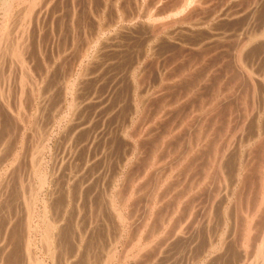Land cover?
<instances>
[{"label":"rangeland","instance_id":"374dc122","mask_svg":"<svg viewBox=\"0 0 264 264\" xmlns=\"http://www.w3.org/2000/svg\"><path fill=\"white\" fill-rule=\"evenodd\" d=\"M35 1L37 2L38 0H27V1L24 0L22 2L23 5H21L20 3L18 5L19 8L16 7L14 11V16H13L14 23L12 22L13 23L12 30L14 32L12 31L11 39L13 40V42L12 40H9L12 42V43H9V46H10L8 50L9 53L7 52L6 48L3 51L4 53L7 52L8 56L2 59V61L4 62V66L2 65V68L5 67L4 69L6 71L8 70V72H6V76H11V75L12 76L9 78L10 80L5 79L6 80L5 82H2L1 80V88H4V90L0 91V106H3V101L4 102L6 101L7 103L9 101L10 102L13 101L12 102V107L14 106L13 108H10L11 107L10 102L8 103L10 112L11 110L13 112V114L11 112V117L17 114V110L19 107L18 106L19 101L16 102V100H19V98L17 99L16 97H18L17 95H19V91H20L19 90L20 85H19V80H18L19 75H20V73L18 72V70L20 71V68H18L20 66L18 65L20 64L16 62L15 58L14 60H12V55L10 54L12 52L10 48H13L14 45H16L15 41L18 37L20 38L23 37L25 39V42L29 39V42L27 41L26 42L27 45H25V47H27L26 50L28 49V52L30 50V54H32V56H30V54L28 55L30 57L27 56L28 62L30 61L28 65L31 66L33 65V62H34L33 66L35 67V69L37 68L36 72L45 70V76L43 80L44 82L41 81V77L40 79L38 78L40 75H37L36 72L34 74V77L38 80L36 84H39V82L42 83V87L40 85V88L43 89V96H44V98L41 99L43 102L42 106L40 105V107L43 108L44 110L42 111V109L40 108V111L43 113L42 120H41V116H39L40 118L38 117L39 115L38 113L39 110L37 111L38 106H39L38 101H37L38 99H35L34 100L35 102H33V98L27 95L28 96L27 100L29 102V105L31 106L27 105L28 107L26 108V110L21 111L20 112L21 115L19 114L18 116H16L17 117L15 118L16 124L12 126L13 128L10 127L11 129L8 128L7 130V131L10 130L9 135H8L10 136V138L8 137L9 139L7 140V137H5L7 141L1 138L2 135H1V127H0V149H1L0 150V154H1L0 155V170H2V173H4L6 171V168H8L11 165L10 164L11 161L16 162L18 160L17 162L20 163V164H17L16 162L14 167L12 166L10 167L11 169L10 173L12 172L11 177L9 176V172L7 173V176L5 172V174L1 176L2 178H0V180H2L0 192L5 191L4 188L6 184L11 185V188L14 191V199H12L10 207L12 208L14 207V210H13L14 214L12 213L11 218H14L16 215L18 216V217H15V222L17 221L15 225L18 224V226L21 228L24 224L23 222L25 221V219L23 220V215H24L26 206L24 205V201L22 198L25 196V194L24 196H22L24 193L23 191H26V194H27V191L29 192L30 190L29 183L30 182L32 183V179L37 177L36 176L34 178H30L32 177V175L30 174V171H31L30 165H31V162L33 161V157H32L33 151L36 150L35 148L39 142H40V145L46 142L45 140L46 135L44 136L43 133L50 130L52 133L50 132L49 134H52V138L54 137L52 139V141L54 142L52 145H54V147H53V156L50 154L51 155L50 157L52 158H50L49 161H51L50 164L52 163L51 166L54 168V172H55V175L52 174V172L51 174L55 178L54 181L56 182L55 183L56 184V194H57V200H58V202L55 204V210L56 209L58 210V208L60 210V213H58L56 217L58 221L61 222V226L63 227V233H65L66 235L69 233L67 237L63 235V240H65L66 246L68 247L67 249L70 250V252L68 251L69 252L68 259L70 260L71 264H84V263L85 264L87 263L88 264H96V263L104 264L110 252V249H113L112 247L115 244V242H117V240H118V245H117L118 255L122 253L121 256L119 255L118 257L121 260L122 258L120 257L123 256V258H125L123 259L121 264H143L144 262H145L144 264H159V263L160 264H163V263L164 264H201V261H203V264H204L205 260H206L205 264H216L217 263L216 260L220 262L217 264H225V263L227 264L228 262L229 264H243L244 262H245L244 264H249L247 261H250L252 263L253 253L256 248V246L253 245V242L255 244L256 239L254 240L251 239L253 242L251 241L249 242V240L252 236L254 238H256L255 236L257 235L259 236L262 231L261 229H259L261 227L257 228L259 231H261L260 234H259V231L255 232L257 230H254V233H252L253 235L251 234L252 236L250 235V238L247 236V234L245 235V237L240 235L242 234V231H241L242 227H243L242 230L245 229V231H247L246 230L247 222L246 221L243 222L242 224L243 226H241V222H240L241 220L237 219V218H241V216H239L241 215V213L239 214V212L236 209L237 205H239V203L237 202L239 200H238V197L236 198V196L238 195L239 192H241L244 182L243 180H241L242 178H240V180L237 179L236 181L235 176H237L236 174L240 171V169H241L242 174H244L243 165L245 164L247 160H250V161L251 159L256 160V163H253L255 165V166L253 165L254 170H256V168L254 167H258L256 166V164L259 165L262 161L261 157H263V153H264L262 149V146L264 143V138H263L264 137L263 136L264 135V121H263L264 120V107H263L264 106V102H263L264 101V98H263L264 89L262 90L261 93L259 90H256V92L252 94L251 93L252 89H249L248 85L246 84L247 80L245 82V80L236 76L237 78H239V82L234 81V79L236 78L234 77L235 76L234 74H239V73L237 72L238 70L236 68V64L233 63L234 58H232L233 56L231 55L232 54L234 55L237 52L236 48H237L238 43L235 44L234 42L235 46L233 43H232L233 45L230 44L231 47L229 44H228L229 46L224 45V47L220 49L219 47L222 46V43L217 42L214 44L212 43L213 41H211L213 39H211L210 37L214 35V33H216L217 31L220 32L218 28L219 26H220V29H221V26H223V30L221 29L223 32L225 29L224 24L226 26V30L230 28L231 23L228 21V19L232 20L234 19L233 16L236 17L234 15L236 13L235 9L237 10V12L241 13L239 15H242V14L248 15L247 8H249L252 5V2L254 3V0L253 1L252 0L251 1L250 0H231V1L230 0H227V1L226 0H219V1L214 0V2H212L211 4L207 3L208 6L206 7V9H204L205 13H203L204 12L203 10L201 11L200 9H198L200 11L194 10L192 11L193 14L192 12H190L192 15L188 13V15H186L185 17L184 15L176 16L174 14L170 15L168 13H164V12H168L172 8L174 10L177 7V4L180 2V0H77V1L75 0L76 2H73L74 0L73 1L72 0H49V1L42 0L43 3L41 7L45 8L46 6V8L43 9L39 5L37 8L38 10L36 9L34 11L35 12L34 15H37V11L39 13L40 9H43L42 13L45 15L44 16L42 13L40 14V16L42 17L40 18L38 24L34 21V18H33L34 15L33 17H31L33 21L29 20L30 21L29 22L27 21L29 17L26 18L25 13H24L27 10V7L29 6L28 3L30 2L32 3ZM44 1H48L46 3L47 5H45ZM259 1L258 2L256 1V2L260 3V7H261V4L264 0H259ZM250 2H251V5H248L250 4ZM37 3H41V0H39V2ZM238 5L241 8L238 7ZM262 8L264 9V7ZM223 9L225 12L223 11ZM254 9H255V6H254ZM221 10H222V13H221ZM245 10H247V12ZM20 11L21 13H19ZM194 12H197V13H194ZM122 13L125 14V16ZM219 13L220 15L221 14L222 15L218 17ZM231 13H234V14L232 15ZM167 14L169 16H167ZM190 15L191 17L194 15L195 19L187 18L188 16L190 17ZM228 15L229 17H231V19L228 18ZM262 15L260 17L262 18V22H264L263 21L264 20L263 18L264 10H263ZM155 16L157 18L164 16L162 18H164L165 21H169V22L171 21L170 27H168L167 30L161 31L159 34H157V30L159 29L158 27L159 22H154L152 17L156 19ZM181 17H182V20H180ZM242 17L244 18L245 15ZM46 18H48V20ZM221 18L223 22L222 20H220ZM170 19H174V20L176 19L175 20L176 22ZM197 19L199 20L196 23ZM178 20H180V23L177 22ZM192 20L195 22V24ZM24 21L26 22L23 23ZM183 21H187V22L184 23ZM188 21L189 22L191 21L190 22L191 25H189ZM201 22L202 23L206 22V23L202 24ZM219 22H220V25H218ZM246 22L247 24H245L244 28L240 30H243V31L245 30V28L248 26V20H246ZM30 24H31V27L33 28L32 29L29 27L26 28ZM252 27H253V24H251V26L249 25L247 27V30L248 29L250 30ZM210 28L212 30H210ZM214 29H218V30H214ZM24 30H27V31H24ZM29 30H31L32 33ZM205 30L206 32L204 33ZM245 32L246 31H244V33ZM241 36L243 37L245 35L241 34ZM87 37L88 39H86ZM207 39H211V40L210 41L208 40L209 41L208 42ZM198 40L202 41L203 49L206 47V50L204 51L205 53H203V55L205 54L204 55L205 57L203 55L202 56L200 55L201 52L203 51H201V48L199 51V48L197 47L199 46ZM46 48H49V50ZM84 50H86L87 52ZM218 50L220 51L218 52ZM199 56L201 58H199ZM31 57H33L32 59L35 58V60L31 61ZM229 57H231L232 59ZM38 59L40 61L41 67L37 65L39 64L38 63L39 61H37ZM9 60H11L12 63ZM262 60L263 61H261V63L264 62V59ZM7 61L10 63H8ZM36 61H37V64H35ZM254 61L256 60H253L251 62V59H250L249 63H251V66L253 68L259 69V63H257L258 61L256 62ZM253 62H254V65H252ZM9 67L10 68L12 67L13 69L11 68L12 69L11 70ZM41 68H43V70ZM203 71L205 72V76H204ZM78 72H79V76L77 75ZM83 72L84 73L88 72L90 74L87 76L88 79H85V82L81 83L82 85V86L80 85L81 88H78L79 90L77 94H75L74 96L76 97L78 95L77 97L79 96L80 97L79 99L76 98V104L74 105L75 107L70 109V107L68 108V105H70L69 102L72 100L74 96H72L71 94L70 96L67 93V90L68 88L69 89L72 88V85L76 83L75 82L76 78L83 79L84 77ZM228 75L231 77H228ZM237 78L235 80H237ZM230 79L231 80L233 79V80L230 81ZM50 80H51V83L53 80L52 84L50 83ZM207 80H210V81H207ZM219 80L220 81L222 80L220 84H219L220 82ZM228 81H230L231 83ZM227 82L229 84H227ZM241 82L245 83L244 85H245L246 90L245 89L242 90L243 88L242 86L244 85L241 84ZM231 84L234 88L231 87ZM28 85H30V83ZM226 86H230L231 90H230V87L228 90ZM28 87L29 88L27 89L30 90V86ZM232 88L234 90H232ZM7 89L10 92V94L15 92L13 93L14 95L12 94L11 98L8 96L9 93L7 94V96L5 94ZM219 89H221L222 91H220ZM75 90H77V88ZM216 90L217 92H215ZM3 91H5V93ZM47 91H49V93L51 92L50 93L51 97H53L52 98L53 101L51 102H47L48 100L47 94H49ZM226 91L228 92L227 95H230V96H226V98L228 97L227 99L224 96L226 94ZM3 93H4V96H3ZM216 93H217L218 98L224 97L227 103L229 104L227 106L225 105L226 101H224L225 100L224 98H222L223 100L218 99L219 103L220 102L222 103L220 104L221 105V108H219L220 110H218L219 113L221 112L219 116L218 127L219 128L225 127L226 124L228 125L231 119V127H233V129H236L238 127L236 129V132H238V134L237 136L234 137L233 134L231 133L232 137L231 138L227 137L225 139H222L220 135L215 134L214 136L211 137L212 140L210 139L207 141L209 143L206 144V146L201 149L200 160L198 162L199 168L196 169L197 170L196 172L198 173V178L202 182L203 188H202L201 193L203 194H200L199 196H194V198H192V201L188 204L187 203L183 204L184 206L176 205V209H177V210L175 209L177 211L176 212L173 209L174 208L173 205H175V203L173 202L176 199L178 200L179 198L178 196H180L181 193L182 195L184 194L183 186L180 187L182 183L181 182L182 176L180 175L181 174L180 164L183 161L182 160L183 158L182 150L183 149H180V148H183L182 147L183 145L180 146V144L183 141V136H185L186 134L184 132L185 131L184 129H186L185 128L186 125L184 124L189 123V121L192 124L197 119V117L200 116L199 114H197V112L200 111V103H201L200 101H202L203 98H206L207 100L211 99L212 101H217ZM46 95L47 97H45ZM240 95L245 96V99L243 97L241 98ZM212 96L213 98H211ZM6 97H8L7 98L8 100L6 99ZM229 97L230 98L233 97V98L229 99ZM240 98L244 100L242 101L244 103L239 102ZM52 102H54L53 105H51ZM35 103H37L38 105ZM32 111L34 112L37 111V112L35 114ZM45 111L47 115L45 114ZM22 112L29 113V114L25 115L24 113L22 114ZM30 114H34L36 117V121L40 122L38 123L39 125H41L42 135L40 137L38 135H40L41 133L37 134L34 131L35 129L34 127L36 124L35 123H34L35 125L33 123L28 124L27 117L30 116ZM22 115L24 116V118ZM44 115H46V117ZM230 115L232 116L234 115V116L233 117L231 116L230 118ZM94 116L96 118H92ZM226 116L228 117L227 118L228 120L226 119ZM206 118L207 116H205L203 122L205 121ZM192 119H195V120L193 121ZM23 120H24V123L22 122ZM207 120L208 119H206V121L204 122L205 124H207ZM32 121L34 120L32 119ZM181 122H183V124ZM81 124H83L86 127V129L84 128V126L82 128ZM181 124H182V127L185 126L183 129L181 127ZM205 126L210 131H212L211 128H214L210 126V122ZM242 126H244L243 127L244 129L242 128ZM24 129H25V132H24ZM233 129L231 128V130ZM214 131H216L215 128H214ZM247 131L250 134H248ZM256 132L258 133L256 134ZM45 134H47V132ZM258 135H261V136H258ZM35 136L36 138H34ZM215 141L220 142L221 144L220 150H219L220 153L218 151V154H217L219 155L217 156L218 158L220 157L222 153L221 152L222 148L228 149V151L226 150L228 156H225L226 161L223 164V166L227 168L226 169L227 171L229 172L231 171L230 172L231 176L226 173V170L223 174L222 172L223 170L221 169L222 167H220V169L217 168L219 167L218 166L219 163H217L216 166L214 167V165H212V163L214 164V161L209 162L210 158H212V155L210 156V158H208L209 155L207 154V150L215 149L213 145V142ZM1 142L3 143L1 144ZM30 142L31 143L34 142V144L33 143L31 144ZM167 145H168V148H167ZM156 146H159V149H160L159 151H163V153L160 152L158 157L159 159L161 160L163 159L164 161L162 160L163 162L161 161L160 164H155V166L153 164L152 166H149L151 165L149 163L152 162L151 159L153 158V156L151 157V155H153L151 153H153L156 149H158V147ZM135 148L137 150H135ZM248 148L252 149V152L251 150H248ZM21 149H23V151ZM178 149H180L182 153ZM177 151L179 154L177 153ZM254 153H255V158H252ZM259 153L262 154L261 157H259ZM175 156L179 158L177 159L175 158ZM230 156L232 157L231 164H227L228 160L230 161L231 159ZM19 160L21 161L19 162ZM202 160H203V163H202ZM218 160L219 159H217V162ZM175 162L177 165L176 170H178V173H179L178 178L180 181V183H177V180L175 179V182L173 185L174 187L172 186L173 189L177 187L175 189L176 194L173 193L175 191H171L173 189L172 187L170 189V186H169V184L172 181L170 182L167 179V183H165L163 186H161L160 184V180L164 181L166 179V176L168 175L167 173H169L168 171L170 167L176 166ZM200 164L201 165L203 164L204 168ZM51 166L49 168H52ZM200 166L202 167V169H200ZM45 167L46 166H44V169H46ZM151 167L152 168L154 167V168L152 169ZM213 168H214V173H213ZM14 169L16 171L15 172L16 174L12 176V174L14 173ZM205 169H207L208 172H206ZM218 169L221 171L219 172ZM221 172L222 174H220ZM212 174H213V177H212ZM151 175H153V177ZM202 176L203 178L206 177L205 178L206 180H204L203 178L201 179ZM209 177H210V180H209ZM6 178L7 179L10 178V181L7 180ZM129 178L130 179L134 178L136 180L135 181L132 179L130 180ZM28 179H31V181ZM217 179L219 180L217 181ZM208 182H210V187L208 186L204 187V185L207 184ZM224 182H225V185H224ZM248 182H255V179L254 180L250 179ZM134 187L135 188L137 187L136 188L137 190ZM161 187L165 190H163ZM222 188L225 190H223ZM134 189L138 191V196L137 197L133 196V199L131 200V203H130V205H133V206H131L130 208L131 213L128 214L130 210L128 211L127 209V210L122 211L121 209H123V204L127 201V199L131 198L129 197V193L135 191ZM155 189L159 191L157 192ZM169 189L170 191H168ZM186 189L187 188H185V190ZM226 189L228 191H226ZM245 189L242 191V193L246 192L247 189L246 190ZM154 190L155 192H153ZM217 191L218 193L220 192L218 196H217ZM119 193H121L123 196V202L122 204L118 203L116 207L111 202L112 201L111 198L113 197V195H115L116 197L117 196L121 197L120 196L121 194L119 195ZM255 193L256 192H254V194ZM158 194L160 195V197H162L160 200V206L158 207L160 209L157 208V211L154 212V214L152 213V216L153 217L155 216V217L154 218L152 217L150 220L148 215L150 213L149 210L152 204V199L154 195L156 196ZM174 194L176 195L175 196L176 199L172 200L170 195L174 196ZM230 194L231 196H229ZM216 196L218 198H216ZM235 201L237 202L236 206H235ZM250 201H249L250 202L249 205L253 206L252 204L254 203L253 199ZM134 203L136 205H134ZM189 204L190 205L192 204L191 207ZM193 205L195 207L194 209L192 208ZM246 205H247L246 203L242 204V207L243 206L245 207ZM112 206H114V208ZM244 207L242 208V211L244 210ZM263 208L264 206L262 207V209ZM192 209L194 212H197V213L195 214L192 213L193 212ZM262 209L258 212L259 214H262V211H263ZM117 210L122 211L125 218L128 217L129 215L131 217L129 216L130 218L129 217L126 218L127 220L123 223V221L121 222V220L118 219L116 216V214L118 215ZM171 211H173L174 215L171 214L172 213ZM232 214H234L235 216ZM190 216L191 217L193 216V217L190 218ZM244 216H246V214ZM16 218L19 220H17ZM131 218L133 222L131 221ZM263 218H264V213H263ZM9 219H10V215H9ZM169 220L171 221L169 222ZM147 221L149 222V224ZM163 221L164 223L167 222L166 223L167 225L161 224L163 223ZM145 224H146L145 226L146 231L149 232L151 229L153 230V232L151 231L149 232V234L151 233L155 234L153 237L149 239L151 241H154L153 242L154 245L151 246L148 252L144 251V254L139 256V254H137L138 250L136 248L133 249V252H130L131 251L130 249L133 248L131 246H133L135 242V235H132V233L133 234L136 233L139 228H140L139 229L140 231L141 227L143 228L144 227L143 225ZM203 224L204 226H202ZM160 225H163L162 226L163 228ZM122 227H125L127 230H125L123 234L121 233V237H120V229ZM21 229H22V233L21 234L17 233V234H20L21 237L23 236L21 240H15L13 237L11 238L9 232L7 235V242H10V240L13 241L14 239L17 242V243L14 242L15 244L18 245L17 248H15L17 245L13 244L14 246L13 245L11 246L12 250L8 249V252H7L6 245H5L6 242H4L3 244H0V246L2 247L0 248V251L6 254L5 255L1 253L3 255L0 254V256L2 257L9 256V258L10 257L12 258V259L10 258L9 261L5 260L4 261L5 264H11V263L12 264H28V260H27L28 257L26 255L27 254L26 250H28L29 249L28 247L30 246L28 245V236H26L27 233L24 232L23 230V229H26V226H24ZM129 229H130V233H129ZM131 229L133 230L132 232H131ZM157 229H159L160 232H157ZM181 229L182 231L179 232V230ZM0 232H1V236H3L6 233V227L2 228ZM177 233H178L177 236H180V237L176 236ZM226 233L228 234V236ZM246 237L249 239L248 242H246L248 243L247 246L249 247L246 246V248L248 249H245L243 247L245 249L243 250V248H240V246L243 244L242 242L243 240H245ZM23 239L25 241L22 242ZM229 239H232V240H229ZM190 242L192 244H190ZM223 242H225L224 243L225 247L223 246L222 248L218 250L211 249L212 246L215 244L223 245ZM65 243L63 241L62 245H64ZM3 245H5L4 248H3ZM228 245L232 247V250H229V252H227L226 250L228 249L226 248ZM153 246H156L154 247L155 249L153 248ZM31 247L32 249H29L28 250L29 252L30 250L31 252H33L34 250V245H32ZM1 249L2 250L4 249V251H2ZM41 249L42 248L40 246L38 248L39 251L36 250L37 253L41 254L40 253ZM21 250L22 251L24 250V252H22ZM11 252L13 253L15 252L16 255H19L18 258H16V256H14L15 254H12ZM127 252H130L128 256H126ZM248 252L249 254H247ZM165 253H167L166 255L168 256L164 255ZM141 256L143 258H139ZM230 256L231 258L229 260ZM87 258L89 261L87 260ZM98 258H100L101 260ZM225 258L228 259V261L224 260ZM223 261H226V262L224 263ZM118 262L119 260H117V263ZM117 263L115 262L113 264H117Z\"/></svg>","mask_w":264,"mask_h":264},{"label":"bare ground","instance_id":"6f19581e","mask_svg":"<svg viewBox=\"0 0 264 264\" xmlns=\"http://www.w3.org/2000/svg\"><path fill=\"white\" fill-rule=\"evenodd\" d=\"M24 0H0V12L2 13H0L1 15H0V91H2V90H4V88H1V80H2V82H5L6 80H10L9 78L12 76L11 74V76H6V72H8V70L6 71L4 68L5 67H3L2 68V65L4 66V62L2 61V59H4L6 56H8L7 55V52H8V50H9V43H12L13 42V40L11 39L12 37H11V34H12V24L14 23V20H13V16H14V11H15V9H16V7H18V5L21 3V5H23L22 4V2H23ZM27 1V0H26ZM49 1V0H48ZM48 1H44L45 2V5H47L46 3L48 2ZM73 1V0H72ZM77 1V0H76ZM75 0L73 1V2H76ZM219 1V0H218ZM227 1V0H226ZM231 1V0H230ZM251 1V0H250ZM253 1V0H252ZM259 1V0H254V3L252 2V5H251V2H250V4H248V5H251L249 8H247V10H248V15H246V14H244L245 15V19L246 20H248V26L250 25L251 26V24H253V27L248 31L247 30V27L245 28V30L244 31H246L245 33H244V31L243 30H240V29H242V28H244V25L245 24H247V22H246V20L242 17V16H244L243 14L242 15H239V14H241L240 12H237V10L235 9V11H236V13L234 14V13H231L232 15L234 14L236 17H234L233 16V18L234 19H232V20H229L228 19V21L231 23V25H230V28L229 29H227L226 30V26H225V24H224V27H225V29H224V32L222 31L223 30V26H221V29H220V26L218 27V25H220V22H219V24L217 25V27L219 28V30H220V32L219 31H214V32H216V33H214V35H212L210 38L211 39H213V40H211V39H207V41L209 40H211V41H213L212 43H217V42H221L222 43V46L221 47H219L220 49L221 48H223L224 47V45L225 46H229L230 44H234V42H235V44H237V52L233 55H231V56H233L232 58H234V64H236V68H237V72L239 73V74H234L235 76L234 77H240L241 79H243V80H245V82H246V80H247V85H248V87H249V89H252V94L253 93H255L256 92V90H259L260 91V93L262 92V90L264 89V62L263 63H261V61H263L262 59H264L263 57V55H264V22H262V18L260 17L262 14H263V8L262 7H264V1L262 2V4H261V7H260V3H257V2ZM37 2H39V0L37 1ZM36 1L35 2H30V3H28V7H27V10L24 12L25 13V17L27 18V17H29V19H27V21H33L32 20V18L31 17H33V15L35 14V10L38 8V6L40 5V7H41V5H42V0H41V3H37ZM212 2H214V0H180V2L177 4V7L173 10V8L171 9V8H169V9H171V10H169L168 12H164V13H168V14H174V15H176V16H183L184 15V17L186 16V15H188V13H190V12H192V11H194V10H198V9H200L201 11L203 10L204 11V9H206V7L208 6L207 5V3L209 4H211ZM239 2V1H238ZM241 2V1H240ZM259 2H261V1H259ZM25 3V2H24ZM249 3V2H248ZM26 4V3H25ZM240 4H242V3H240ZM259 4V5H258ZM27 5V4H26ZM25 5V6H26ZM218 5V4H217ZM237 5V4H236ZM245 5V4H244ZM77 6V5H76ZM175 6V5H174ZM219 6V5H218ZM254 6H255V9H254ZM75 7V6H74ZM214 7V6H213ZM238 7H240L239 5H238ZM248 7V6H247ZM19 8V7H18ZM17 8V9H18ZM41 8H43V9H45L46 8V6H45V8L44 7H41ZM49 8V7H48ZM221 8V7H220ZM223 8V7H222ZM231 8V7H230ZM241 8V7H240ZM26 9V8H25ZM43 9H40V11H39V13H38V11H37V15H34V21L38 24L39 23V20H40V18L42 17V16H40V14L43 12L42 10ZM209 9V8H208ZM246 9V8H245ZM263 9V10H262ZM21 10V9H20ZM38 10V9H37ZM55 10V9H54ZM53 10V11H54ZM200 10H198V11H200ZM217 10V9H216ZM220 10V9H219ZM230 10V9H229ZM247 10H245L246 12H247ZM51 11V10H50ZM197 11V12H198ZM223 11H224V9H223ZM239 11V10H238ZM244 11V12H245ZM197 12H194V13H197ZM217 12V11H216ZM220 12V11H219ZM225 12V11H224ZM232 12V11H231ZM242 12V11H241ZM19 13H21V11L19 12ZM23 13V14H24ZM124 13V12H123ZM122 13V14H123ZM199 13H201V12H199ZM203 13H205V11L203 12ZM221 13H222V10H221ZM262 13V14H261ZM43 14V13H42ZM167 14V16H169ZM191 14V13H190ZM192 14H193V12H192ZM191 14V15H192ZM209 14V13H208ZM224 14V13H223ZM228 14V13H227ZM230 14V13H229ZM44 15V14H43ZM124 16H125V14H123ZM163 15V14H162ZM191 15H190V17L188 16L187 18H194V15L191 17ZM203 15V14H202ZM205 15V14H204ZM222 15V14H221ZM220 15V13L218 14V17L219 16H221ZM36 16V17H35ZM45 16V15H44ZM50 16V15H49ZM55 16V15H54ZM122 16V15H121ZM200 16V15H199ZM217 16V15H216ZM263 16V15H262ZM21 17V16H20ZM24 17V18H25ZM48 17V16H47ZM162 17H164V16H162ZM162 17H156L155 16V18L156 19H154L153 17H152V19L154 20V22H159L158 23V27H159V29L157 30V34H159L161 31H164V30H167L168 29V27H170V22L169 21H165V19L164 18H162ZM202 17V16H201ZM205 17V16H204ZM124 18V17H123ZM151 18V17H150ZM168 18V17H167ZM166 18V19H167ZM170 18H172V17H170ZM174 18V17H173ZM176 18V17H175ZM180 18V17H179ZM178 18V19H179ZM227 18V17H226ZM228 18H230L231 19V17H229V15H228ZM235 18H237V19H235ZM264 18V17H263ZM23 19V18H22ZM47 20H48V18H46ZM120 19V18H119ZM177 19V18H176ZM175 19V20H176ZM195 19V18H194ZM168 20V19H167ZM170 20H174V19H170ZM174 20V22H176ZM180 20H182V17H181V19ZM180 20H178L177 22H179L180 23ZM199 19H197L196 20V23H197V21H198ZM202 20V19H201ZM209 20V19H208ZM207 20V21H208ZM216 20V19H215ZM220 20H222V18L220 19ZM29 21V22H30ZM57 21V20H56ZM61 21V20H60ZM193 21V20H192ZM246 23H245V22ZM264 21V20H263ZM13 22V23H12ZM18 22V21H17ZM26 21H24L23 23H25ZM55 22V21H54ZM53 22V23H54ZM59 22V21H58ZM173 22V21H172ZM184 23L185 22H187V21H183ZM189 22V21H188ZM191 22V21H190ZM190 22H189V25H191L190 24ZM194 22V21H193ZM222 22H223V20H222ZM228 22V23H229ZM50 23H51V21H50ZM181 23H182V21H181ZM202 23V22H201ZM204 23V22H203ZM202 23V24H203ZM206 23V22H205ZM204 23V24H205ZM216 23V22H215ZM36 24V25H37ZM61 24V23H60ZM174 24V23H173ZM194 24H195V22H194ZM194 24H192V25H194ZM200 24V23H199ZM227 24V23H226ZM23 25V24H22ZM22 25H21V27H22ZM223 25V24H222ZM33 26H35V25H33ZM59 26V25H58ZM61 26V25H60ZM199 26H201V25H199ZM228 26V25H227ZM33 28V27H31V24L30 25H28L26 28ZM213 27V26H212ZM25 28V29H26ZM42 28V27H41ZM54 28V27H53ZM60 28V27H59ZM198 28V27H197ZM216 28V27H215ZM21 29V28H20ZM20 29H19V31H20ZM43 29V28H42ZM46 29V28H45ZM44 29V30H45ZM203 29V28H202ZM41 30V29H40ZM199 30V29H198ZM210 30H212L211 28H210ZM209 30V31H210ZM214 30H218V29H214ZM24 31H27V30H24ZM29 31H31V30H29ZM248 31V32H247ZM14 32V31H13ZM35 32V31H34ZM203 32V31H202ZM201 32V33H202ZM206 32V30L204 31V33ZM20 33H22V32H20ZM31 33H32V31H31ZM212 33V34H213ZM25 34V33H24ZM210 34V33H209ZM241 34H243V35H245V36H241ZM41 35V34H40ZM203 35V34H202ZM205 35V34H204ZM26 36V35H25ZM28 36V35H27ZM39 36V35H38ZM42 36V35H41ZM197 36V35H196ZM14 37V36H13ZM16 37V36H15ZM198 37V36H197ZM29 38V37H28ZM200 38V37H199ZM206 38V37H205ZM16 39V38H15ZM43 39V38H42ZM86 39H88V37L86 38ZM201 39V38H200ZM9 40H12V42L11 41H9ZM202 40V39H201ZM201 40H198L199 41V43H198V45L199 46H197L198 48H199V51H200V48H201V51H203V52H201V56L203 55V53H205L204 51L206 50V47L203 49V47H202V41ZM28 42H29V39L27 40ZM26 41V42H27ZM46 41V40H45ZM98 41V40H97ZM201 41V42H200ZM207 41H205V42H207ZM208 41V42H209ZM25 42V39L23 38V37H18L17 39H16V41H15V43H16V45H14V47L13 48H10V50H12V52L10 53L11 55H12V60H14V58H15V60H16V62L17 63H19L20 65H18V64H16V65H18V66H20V67H18V68H20V71L18 70V72L20 73V75H19V85H20V88H19V95H17L18 97H16L17 99L19 98V100H16V102L17 101H19V104H18V110H17V114L16 115H14L13 117H11V112H12V110H11V112H10V108H13L12 107V102H10V105H11V107L9 108V105H8V103L5 101H3V106H0V127H1V138L2 139H4V140H6L5 139V137H7V140L10 138V136H8L9 135V131H7L8 130V128H10V127H12L14 124H16V121H15V118H17L16 116H18L19 114H20V112L21 111H24V110H26V108L28 107L27 105H29V102H28V100H27V97L28 96H30L31 98H33V102H35L34 100L35 99H38L37 101H38V104H39V106H38V109H37V111L39 110L40 111V105L42 106V98H44V96H43V89H41L40 88V85H41V87H42V83H40L39 82V84H36V82L38 81L35 77H34V74H35V72H36V70H37V68L35 69V67L33 66L34 65V62H33V65H28V63H30V61L28 62V58H27V56L30 54V50H29V52H28V49L26 50V48L27 47H25V45H27L26 44V42ZM38 42V41H37ZM91 42V41H90ZM99 42V41H98ZM197 42V41H196ZM211 43V44H212ZM36 44V43H35ZM38 44V43H37ZM41 44V43H40ZM44 44H46V43H44ZM44 44H43V46H44ZM110 44V43H109ZM108 44V45H109ZM207 44V43H206ZM229 44V45H228ZM232 44V45H233ZM235 44H234V46H235ZM88 45V44H87ZM91 45V44H90ZM97 45V44H96ZM219 45V44H218ZM7 46V47H6ZM185 46V45H184ZM206 46V45H205ZM210 46V45H209ZM40 47H41V45H40ZM104 47V46H103ZM230 47H231V45H230ZM7 49V52L6 53H4L3 51H4V49ZM212 48V47H211ZM218 48V49H219ZM233 48V47H232ZM43 49H45V48H43ZM46 49H48L49 50V48H46ZM216 49V48H215ZM235 49V50H236ZM40 50V49H39ZM210 50V49H209ZM233 50V49H232ZM43 51V50H42ZM84 51H86V50H84ZM183 51V50H182ZM220 50H218V52H219ZM226 51V50H225ZM234 51V50H233ZM37 52V51H36ZM40 52V51H39ZM45 52H47V51H45ZM87 52V51H86ZM89 52V51H88ZM9 53V52H8ZM208 53V52H207ZM210 53V52H209ZM216 53V52H215ZM234 53V52H233ZM37 54V53H36ZM40 54V53H39ZM186 54V53H185ZM197 55V54H196ZM205 55V54H204ZM203 55V56H204ZM210 55H212V54H210ZM210 55H208V56H210ZM30 56H32V54H30ZM30 56H28V57H30ZM34 56V55H33ZM85 56V55H84ZM83 56V57H84ZM216 56V55H215ZM221 56V55H220ZM219 56V57H220ZM47 57V56H46ZM205 57V56H204ZM33 57H31V61L32 60H35V58L34 59H32ZM42 58V57H41ZM85 58V57H84ZM199 58H201L200 56H199ZM226 58V57H225ZM229 58H231V57H229ZM231 58V59H232ZM91 59V58H90ZM197 59H198V57H197ZM203 59V58H202ZM201 59V60H202ZM251 59V62L253 61V60H256V61H258L257 63H259V69L257 68V69H255V68H253L252 66H251V63H249V60ZM8 60V59H7ZM29 60H30V58H29ZM46 60V59H45ZM49 60V59H48ZM205 60V59H204ZM218 60V59H217ZM229 60V59H228ZM11 63H12V61L11 60H9ZM37 61H39V59L37 60ZM37 61H36V63L35 64H37ZM47 61V60H46ZM46 61H44V62H46ZM203 61V60H202ZM256 61H254V62H256ZM8 62V61H7ZM6 62V63H7ZM10 62H8V63H10ZM50 62V61H49ZM48 62V63H49ZM204 62V61H203ZM212 62V61H211ZM210 62V63H211ZM217 62V61H216ZM229 62V61H228ZM227 62V63H228ZM254 62H253V64L252 65H254ZM7 63V64H8ZM15 63V62H14ZM39 64H37L38 66H40L41 64H40V61L38 62ZM92 63V62H91ZM221 63V62H220ZM256 63V64H257ZM32 64V63H31ZM46 64V63H45ZM204 64V63H203ZM216 64V63H215ZM214 64V65H215ZM234 64H233V66H234ZM15 65V66H16ZM51 65V64H50ZM53 65V64H52ZM87 65V64H86ZM88 65H89V63H88ZM205 65V64H204ZM258 65V64H257ZM6 66V65H5ZM8 66V65H7ZM81 66V65H80ZM41 67V66H40ZM50 67V66H49ZM208 67V66H207ZM212 67V66H211ZM217 67V66H216ZM258 67V66H257ZM10 68V67H9ZM12 68V67H11ZM10 68V69H11ZM17 68V69H18ZM44 68V67H43ZM43 68H41L42 70H43ZM86 68V67H85ZM215 68V67H214ZM13 69V68H12ZM11 69V70H12ZM14 69H16V68H14ZM41 69H39V70H41ZM49 69V68H48ZM84 69V68H83ZM204 69V68H203ZM207 69V68H206ZM217 69V68H216ZM229 69V68H228ZM10 70V71H11ZM86 70V69H85ZM197 70V69H196ZM205 70V69H204ZM14 71V70H13ZM44 71V72H43ZM43 71H37L36 72V74L37 75H40L38 78L40 79V77H41V81H43L44 80V76H45V70H43ZM47 71V70H46ZM88 71H89V69H88ZM208 71V70H207ZM211 71V70H210ZM215 71V70H214ZM12 72V71H11ZM50 72V71H49ZM85 72V71H84ZM83 72V75H84V77H83V79L81 78H76V80H75V82L76 83H74L73 85H72V88H68V90H67V93L70 95H72V96H74L75 94H77V92H78V88H81V83H84L85 82V79H88V75L90 74V73H88V72H86V73H84ZM204 72V71H203ZM232 72V71H231ZM10 73V72H9ZM211 73V72H210ZM226 73H227V71H226ZM225 73V74H226ZM229 73V72H228ZM235 73V72H234ZM242 73V74H241ZM82 74V73H81ZM80 74V75H81ZM198 74V73H197ZM201 74H203V73H201ZM231 74V73H230ZM9 75V74H8ZM77 75L79 76V72L77 73ZM92 75V74H91ZM200 75V74H199ZM217 75V74H216ZM220 75V74H219ZM53 76V75H52ZM204 76H205V72H204ZM37 77V76H36ZM49 77H51V76H49ZM48 77V78H49ZM82 77V76H81ZM90 77V76H89ZM200 77H202V76H200ZM221 77V76H220ZM225 77V76H224ZM228 77H231V76H229L228 75ZM236 77V78H237ZM196 78V77H195ZM235 78V79H236ZM6 79V80H5ZM12 79V78H11ZM228 79V78H227ZM234 79V81L236 82V81H238L239 82V78H237V80H235ZM49 80V79H48ZM202 80V79H201ZM233 80V79H232ZM231 79H230V81H232ZM55 81V80H54ZM83 81V82H82ZM88 81V80H87ZM180 81V80H179ZM207 81H210V80H207ZM220 81V80H219ZM222 81V80H221ZM221 81L219 82V84L221 83ZM230 81H228V82H230ZM242 81V80H241ZM10 82V81H9ZM44 82V81H43ZM47 82V81H46ZM49 82V81H48ZM227 82V84H229ZM237 82V83H238ZM30 83V85H28ZM50 83H51V80H50ZM52 83H53V80H52ZM51 83V84H52ZM180 83V82H179ZM209 83V82H208ZM231 83V82H230ZM11 84V83H10ZM35 85V87H34V85ZM44 84H46V83H44ZM223 84V83H222ZM241 84H245V83H242L241 82ZM30 86V90H28L27 88H29L28 86ZM50 85V84H49ZM49 85H47V86H49ZM71 85V84H70ZM81 85V86H80ZM237 85V84H236ZM240 85V84H239ZM10 86V85H9ZM45 86V85H44ZM52 86V85H51ZM207 86V85H206ZM5 87V86H4ZM53 87V86H52ZM71 87V86H70ZM201 87V86H200ZM204 87V86H203ZM220 87H221V85H220ZM227 88H228V90H229V87L230 86H226ZM231 87H233L232 86V84H231ZM231 87H230V90H231ZM243 88H242V90L243 89H245V85L244 86H242ZM54 88V87H53ZM77 88V90H75ZM207 88V87H206ZM226 88V89H227ZM234 88V87H233ZM232 88V90H234ZM45 89H46V87H45ZM44 89V90H45ZM217 89V88H216ZM222 89H223V87H222ZM241 89V88H240ZM10 90V89H9ZM54 90V89H53ZM220 91H222L221 89H219ZM225 90V89H224ZM227 90V91H228ZM241 90V91H242ZM246 90V89H245ZM226 91V94L224 95L225 96V98H226V96H230V95H227L228 94V92ZM236 91V90H235ZM234 91V92H235ZM4 93H5V91H3ZM48 93H49V91H47ZM47 92H45V93H47ZM214 92V91H213ZM215 92H217V90L215 91ZM214 92V93H215ZM243 92V91H242ZM4 93H3V96H4ZM10 94V92L8 91V89H7V91H6V96H7V94ZM13 93H15V92H13ZM13 93H11L10 95L8 94V96L11 98L12 97V94ZM51 93V92H50ZM47 94L48 95V97H47V95L45 96V97H47L48 98V100H47V102H51V101H53L52 100V98L53 97H51V94ZM53 93V92H52ZM248 93H249V91H248ZM2 94V93H1ZM79 94V93H78ZM221 94V93H220ZM231 94V93H230ZM233 94H235V93H233ZM237 94V93H236ZM245 94V93H244ZM243 94V95H244ZM14 95V94H13ZM28 95V96H27ZM70 95V96H71ZM258 95V94H257ZM78 96V95H77ZM73 97L72 98V100L69 102L70 103V105H68V108L70 107V109L71 108H73V107H75L74 105L76 104V98H78L79 99V97ZM221 96V95H220ZM219 96V97H220ZM254 96V95H253ZM1 97H2V95H1ZM222 97V96H221ZM240 97L242 98H244L245 99V96H241L240 95ZM5 98V97H4ZM8 97H6V99H7ZM203 98V97H202ZM211 98H213V96L211 97ZM222 98H224V97H222ZM222 98H218V96H217V93H216V99H217V101H212L211 99V101L208 99H206V98H203V100L202 101H200L201 103H200V111L199 112H197V114H199L200 116H198V115H196V116H198L197 117V119L195 120V119H192L194 122L191 124V122L189 121V123H186V124H184V125H186V129H184L185 131V136H183V141L181 142V144H180V146H182L183 148H180V149H183L182 151H183V153H182V151L180 150V149H178V150H180V152L182 153V155H183V158H182V163L180 164V172H181V176H182V183H181V185H180V187H182L183 186V188H184V191H183V195H182V193L180 194V196H178L177 198H178V200L176 199V188L177 187H175L174 189H173V185H174V182H175V179L177 180V183H180V181H179V178H178V176H179V173H178V170H176L177 168V165H176V162H175V167H170V169H169V173H167L168 175L166 176V179L164 180V181H161L160 180V184H161V186H163L165 183H167V179L171 182H168V183H170L169 184V186H170V189H171V187H172V189L173 190H171V191H175V192H173V193H175L174 194V196H171L170 195V197H171V199L173 200H175L173 203H175V205H173L174 206V210L176 209V205H179V206H181V205H183V204H188V203H190L191 201H192V198H194V196H199L200 194H203V193H201V191H202V188H203V186H202V182L200 181V179L198 178V173L196 172L197 170L196 169H198L199 168V160H200V152H201V149L203 148V147H205L206 146V144H208L209 142H207L208 140H210L211 139V137L212 136H214L215 134L216 135H220L221 136V138L222 139H225V138H231L232 136H231V133L233 134V136L235 137V136H237V134H238V132H236V129L238 128H236V129H233V127H231V119H230V121H229V123H228V125L226 124V126L225 127H221V128H219L218 127V123H219V116H220V113L218 112V110H220L219 108H221V105L220 104H222L221 102L219 103V100H221ZM224 98V99H225ZM228 98V97H227ZM226 98V99H227ZM233 98V97H232ZM232 98H230L229 97V99H232ZM239 98V97H238ZM239 99L240 101L239 102H242V101H244V100H242V99ZM264 98V97H263ZM262 98V99H263ZM15 99V98H14ZM29 99V98H28ZM219 99V100H218ZM226 99L224 100V101H226ZM8 100V99H7ZM32 100V99H31ZM82 100V99H81ZM93 100V99H92ZM215 100V99H214ZM223 100V99H222ZM228 101H230V100H228ZM27 102H28V104H27ZM213 102V103H212ZM223 102V101H222ZM246 102H247V100H246ZM249 102V101H248ZM264 102V101H263ZM44 103H45V101H44ZM53 103L54 102H52V104L51 105H53ZM224 103V102H223ZM226 103V104H225ZM224 104L227 106V105H229L228 103H227V101L225 102ZM233 103V102H232ZM232 103H230V104H232ZM242 103H244V102H242ZM35 104H37V103H35ZM37 104V105H38ZM78 104V103H77ZM80 104V103H79ZM104 104V103H103ZM223 104V105H224ZM14 105V104H13ZM34 105V104H33ZM36 105V106H37ZM82 105V104H81ZM136 105V104H135ZM197 105H198V103H197ZM236 105V104H235ZM244 105V104H243ZM251 105V104H250ZM17 106V105H16ZM15 106V107H16ZM29 106H31V105H29ZM220 106V107H219ZM258 106V105H257ZM50 107H52V106H50ZM49 107V108H50ZM80 107V106H79ZM92 107V106H91ZM195 107V106H194ZM212 107V108H211ZM264 107V106H263ZM136 108H137V106H136ZM138 108H139V106H138ZM228 108V107H227ZM226 108V109H227ZM246 108V107H245ZM42 109V111H44L43 110V108H41ZM47 109V108H46ZM90 109V108H89ZM92 109V108H91ZM143 109V108H142ZM145 109V108H144ZM191 109V108H190ZM193 109V108H192ZM242 109H244V108H242ZM93 110H95V109H93ZM97 110V109H96ZM137 110V109H136ZM261 110V109H260ZM36 111V112H37ZM38 111V113H39V115H38V117L39 116H41V120H42V112L40 111L39 112ZM47 111V110H46ZM46 111H45V114H46ZM75 111V110H74ZM84 111V110H83ZM244 111V110H243ZM250 111V110H249ZM16 112V111H15ZM27 112V111H26ZM32 112H34V111H32ZM36 112H34L35 114H36ZM91 112V111H90ZM191 112V111H190ZM189 112V113H190ZM195 112V111H194ZM229 112V111H228ZM237 112V111H236ZM256 112V111H255ZM24 112H22V114H23ZM70 113H71V111H70ZM144 113V112H143ZM201 113V114H200ZM239 113V112H238ZM12 114H13V112H12ZM25 115H27V114H29V113H24ZM84 114V113H83ZM97 114V113H96ZM99 114V113H98ZM21 115V114H20ZM47 115V114H46ZM46 115H44L45 117H46ZM69 115V114H68ZM194 115V114H193ZM240 115V114H239ZM23 116V115H22ZM67 116V115H66ZM188 116V115H187ZM205 116H207V118L206 119H208L207 120V124L210 122V126L211 127H214L215 128V130L216 131H214V128H211V130L212 131H210L205 125H207V124H205L204 122L206 121V119H205V121L203 122V120H204V118H205ZM228 116V115H227ZM226 116V119L228 118ZM231 116L232 115H230V118H231ZM234 116V115H233ZM232 116V117H233ZM243 117V116H242ZM23 118H24V116H23ZM40 118V117H39ZM38 118V119H39ZM87 118V117H86ZM85 118V119H86ZM92 118H96L95 116L94 117H92ZM194 118V117H193ZM196 118V117H195ZM255 118V117H254ZM253 118V119H254ZM27 121H28V124H31V123H35L34 125H35V129H34V131L38 134H40L41 133V125H39L38 123H40V122H38V121H36V117H35V115L34 114H30V116H28L27 117ZM32 119L34 120V121H32ZM98 119V118H97ZM21 120H22V118H21ZM184 120V119H183ZM190 120V119H189ZM228 120V119H227ZM81 121V120H80ZM98 121V120H97ZM185 121V120H184ZM221 121V120H220ZM234 121V120H233ZM264 121V120H263ZM18 122V121H17ZM23 123H24V120L22 121ZM26 122V121H25ZM56 122V121H55ZM226 122H228V121H226ZM241 122H243V121H241ZM246 122V121H245ZM257 122V121H256ZM27 123V122H26ZM41 123H43V122H41ZM79 123H81V122H79ZM93 123V122H92ZM182 124H183V122H181ZM203 123V124H202ZM225 123V122H224ZM252 123H253V121H252ZM32 124V125H33ZM87 124V123H86ZM182 124H181V127H182ZM205 124V125H204ZM237 124V123H236ZM33 125V126H34ZM77 125V124H76ZM82 125V128H83V124H81ZM220 125V124H219ZM235 125V124H234ZM239 125H240V123H239ZM243 125H245V124H243ZM247 125V124H246ZM259 125V124H258ZM27 126V125H26ZM32 126V127H33ZM249 126V125H248ZM17 127V126H16ZM184 127H182V129L184 128ZM244 126H242V128H243ZM13 128V127H12ZM84 128L86 129V127L84 126ZM88 128V127H87ZM210 128V127H209ZM231 128L233 129V130H231ZM11 129V128H10ZM25 129H26V127H25ZM25 129H24V132H25ZM33 129V128H32ZM84 129V130H85ZM176 129V128H175ZM241 129V128H240ZM244 129V128H243ZM16 130V129H15ZM52 130V129H51ZM248 130V129H247ZM86 131H88V130H86ZM172 131V130H171ZM47 132V134H45ZM45 133H43V135L45 136L46 135V139H45V137H44V139L46 140V142L45 143H43L42 145H40V142L37 144V146H36V150L35 151H33V161L31 162V160H30V162H31V165H30V169H31V171H30V174L32 175V177H30V178H34V177H36V178H34V179H32V183L30 182L29 184V188H30V190H29V192L27 191V194H26V191H23L24 193H23V195L22 196H24V194H25V196L24 197H22L23 198V201H24V205L26 206L25 208V212H24V215H23V220L25 219V221L23 222L24 224H23V226L21 227V228H23L24 226H26V229H23L24 230V232H26L27 233V235L26 236H28V245L30 246V247H28L29 249H32V245H34V250H33V252H31V250H30V252L28 251V250H26V255H27V257H28V264H71V262H70V260L68 259V256H69V252H70V250L69 249H67L68 247L66 246V243H65V240H63V235H65L66 237L68 236V234L66 235L65 233H63V227L61 226V222L60 221H58V219H57V217H56V215L58 214V213H60V210H59V208H58V210L56 209L55 210V204L58 202V200H57V194H56V182L54 181L55 180V178H54V176H52V174H54L55 175V172H54V168L51 166L52 165V163L50 164V162L51 161H49L50 160V158H52V157H50L51 155L53 156V147H54V145H52L54 142L52 141V139L54 138H52V134H49L51 131L49 130V131H46ZM168 132V131H167ZM52 133V132H51ZM247 133H248V131H247ZM252 133V132H251ZM258 132H256V134H257ZM261 133V132H260ZM32 134H33V132H32ZM35 134V133H34ZM55 134V133H54ZM184 134V133H183ZM244 134V133H243ZM248 134H250V133H248ZM42 135V133L40 134V135H38L39 137ZM51 135V136H50ZM141 135V134H140ZM167 135V134H166ZM170 135V134H169ZM261 135H263V134H261ZM261 135H258V136H261ZM134 136V135H133ZM136 136V135H135ZM245 136V135H244ZM264 136V135H263ZM4 137V138H3ZM9 137V138H8ZM171 137H172V135H171ZM16 138V137H15ZM34 138H36V136L34 137ZM38 138V137H37ZM170 138V137H169ZM245 138V137H244ZM262 138V137H261ZM260 138V139H261ZM264 138V137H263ZM262 138V139H263ZM26 139V138H25ZM246 139V138H245ZM3 140V141H4ZM6 140V141H7ZM212 140V139H211ZM241 140V139H240ZM252 140V139H251ZM42 141V142H43ZM221 141V140H220ZM248 141V140H247ZM246 141V142H247ZM24 142V141H23ZM36 142V141H35ZM38 142V141H37ZM139 142H141V141H139ZM242 142V141H241ZM3 142H1V144H2ZM8 143V142H7ZM31 143V142H30ZM33 144H34V142H32ZM31 143V144H32ZM222 143V142H221ZM231 143V142H230ZM240 143V142H239ZM260 143V142H259ZM166 144V143H165ZM168 144V143H167ZM237 144V143H236ZM254 144V143H253ZM36 145V144H35ZM34 145V146H35ZM158 145V144H157ZM213 145H214V148L215 149H211V150H207V154L209 155V157L208 158H210V156L212 155V158H210V160H209V162L210 161H214V164L212 163V165H214V167L216 166V164L217 163H219L218 164V166L219 167H217V168H219L220 169V167H222L221 169L223 170L222 172H223V174H224V172H225V170L227 169V168H225V166H223V164L225 163V161H226V157L225 156H228V154H227V151H228V149L226 148H222L221 150V155H220V157L218 158L217 156H219V155H217L218 154V151L220 150V146H221V144H220V142H213ZM239 145V144H238ZM241 145V144H240ZM6 146V145H5ZM33 146V145H32ZM31 146V147H32ZM166 146V145H165ZM171 146V145H170ZM211 146H212V144H211ZM243 146V145H242ZM136 147V146H135ZM144 147V146H143ZM142 147V148H143ZM156 147H158V149H156L153 153H151V154H153V155H151V157L153 156V158L151 159L152 160V162L151 163H149V164H151V165H149V166H152V164L155 166V164H160L161 163V161L163 160H161V159H159V157H158V155L160 154V152H162L163 153V151H159L160 149H159V146H156ZM224 147V146H223ZM259 147H261V146H259ZM6 148H8V147H6ZM22 148V147H21ZM162 148V147H161ZM167 148H168V145H167ZM211 148V147H210ZM255 148V147H254ZM243 149H245V148H243ZM262 149H263V151H264V143H263V146H262ZM1 150V149H0ZM4 150V149H3ZM8 150V149H7ZM22 151H23V149H21ZM135 150H137L136 148H135ZM161 150H163V149H161ZM164 150H165V148H164ZM227 150V151H226ZM247 150V149H246ZM248 150H251V152H252V149H249L248 148ZM173 151V150H172ZM213 151V152H212ZM238 151V150H237ZM242 151V150H241ZM140 152H141V150H140ZM169 152V151H168ZM174 152V151H173ZM203 152V151H202ZM239 152V151H238ZM237 152V153H238ZM249 152V151H248ZM177 153H178V151H177ZM219 153H220V151H219ZM4 154V153H3ZM22 154V153H21ZM51 154V155H50ZM176 154V153H175ZM179 154V153H178ZM258 154V153H257ZM261 153H259V157H261L262 156V154L260 155ZM1 155V154H0ZM137 155V154H136ZM177 155V154H176ZM204 155V154H203ZM206 155V154H205ZM239 155V154H238ZM243 155V154H242ZM251 155V154H250ZM14 156V155H13ZM18 156V155H17ZM30 156V157H31ZM169 156V155H168ZM171 156V155H170ZM179 156V155H178ZM213 156H214V158H213ZM234 156V155H233ZM257 156V155H256ZM31 157V158H32ZM140 157V156H139ZM231 157V156H230ZM175 158H177L176 156H175ZM179 158V157H178ZM177 158V159H178ZM207 158V159H208ZM249 158V157H248ZM251 158V157H250ZM252 158H255V153L253 154V157ZM262 158V161H261V163L259 164V165H257L256 164V166H258V167H254V168H256V170H254L253 169V163H256V160H254V159H251V161L250 160H247L246 162H245V164L243 165V170H244V174H242V172H241V169H240V171L236 174L237 176H235L236 178H235V180L237 181V179L238 180H240V178H242L241 180H243V186H242V190H241V192H237L238 193V195L236 196V198L238 197V200L239 201H237L238 203H239V205H237V207H236V209H237V211L239 212V214L241 213V215H239V216H241V218H237L238 220H241L240 222H241V226H243L242 224H243V222H247L246 223V226H247V228L246 227H244V228H246V230L247 231H245V229L244 230H242V228H241V231H242V234H240V235H242V236H244L245 237V235L247 234V236L250 238V235L252 234V233H254V230H257V231H255V232H258L259 230L257 229V228H259V227H261V228H259V229H261V231H259V234H260V232H261V234L258 236L257 234H255V235H257V236H255L256 238H254L252 235V237L250 238V240L246 237L245 238V240H243V244L240 246V248H245V249H248V248H246V246H247V244L248 243H246V242H248V240H249V242L251 241V242H253L251 239H256V245L254 244V242H253V245L254 246H256V248H255V251H254V253H253V261H252V259H251V261H252V263L250 262V261H247L249 264L251 263V264H264V218H263V213H264V208L262 209V207L264 206V153H263V157H261ZM217 159H219L218 160V162H217ZM236 159V158H235ZM257 159V158H256ZM16 160V159H15ZM136 160H137V158H136ZM181 160V159H180ZM204 160H205V158H204ZM237 160V159H236ZM259 160V159H258ZM257 160V161H258ZM18 161V160H17ZM16 161V162H17ZM21 160H19V162H20ZM164 161V160H163ZM162 161V162H163ZM224 161V162H223ZM231 161H232V157H231V159H230V161L228 160V163L227 164H231ZM239 161V160H238ZM241 161V160H240ZM16 162H10V166L8 167V168H6V176H7V173L9 172V176L11 177V173H10V171H11V169H10V167L12 166V167H14L15 166V163ZM259 162V161H258ZM202 163H203V160H202ZM17 164H20V163H18L17 162ZM22 165V164H21ZM201 165V164H200ZM208 165H209V163H208ZM212 165H211V167H212ZM235 165V164H234ZM44 166H46L45 168L46 169H44ZM52 167V168H49V167ZM157 166V165H156ZM201 166H203V168H204V165L202 164ZM200 166V169H202V167ZM240 166H242V165H240ZM255 166V165H254ZM209 167V166H208ZM210 167V168H211ZM229 167V166H228ZM149 168V167H148ZM152 168V167H151ZM154 168V167H153ZM152 168V169H153ZM218 169V170H219ZM229 169V168H228ZM236 169H238V168H236ZM236 169H234V170H236ZM50 170V171H49ZM176 170V171H175ZM13 171V170H12ZM203 171V170H202ZM205 171L206 172H208L207 171V169H205ZM221 170H219V172H220ZM5 172L4 173H2V170H0V178H2L1 176L2 175H4L5 174ZM16 171H15V169H14V173L12 174V176L14 175V174H16L15 173ZM51 172H52V174H51ZM178 174H177V173ZM222 172L220 173V174H222ZM229 171H227L226 170V173L227 174H229L230 175V172L228 173ZM235 172V171H234ZM233 172V173H234ZM213 173H214V168H213ZM225 173V174H226ZM24 174H25V172H24ZM151 174H153V173H151ZM200 174V173H199ZM204 174V173H203ZM217 174H218V172H217ZM235 174V173H234ZM208 175V174H207ZM152 177H153V175H151ZM201 176V175H200ZM205 176V175H204ZM215 176V175H214ZM217 176V175H216ZM226 176V175H225ZM231 176V175H230ZM229 176V177H230ZM254 177V179H255V182H248L250 179H252V180H254L253 179V177ZM19 177V176H18ZM52 177H53V179H52ZM150 177V176H149ZM149 177H147V178H149ZM212 177H213V174H212ZM228 177V178H229ZM29 178V177H28ZM146 178V179H147ZM203 178V176L201 177V179ZM206 177H204L203 179L204 180H206L205 179ZM217 178V177H216ZM233 178V177H232ZM231 178V179H232ZM7 179V178H6ZM130 179V178H129ZM132 180H136V179H134V178H131ZM130 179V180H131ZM144 179V178H143ZM231 179H229V180H231ZM249 179V180H248ZM7 180H9L10 181V178L9 179H7ZM28 180H30L31 181V179H28ZM27 180V181H28ZM141 180V179H140ZM208 180V179H207ZM209 180H210V177H209ZM216 180V179H215ZM219 179H217V181H218ZM235 180H234V182H235ZM248 180V181H247ZM22 181V180H21ZM26 181V180H25ZM154 181V180H153ZM157 181V180H156ZM212 181V180H211ZM1 182H2V180H0V187H1ZM23 182V181H22ZM158 182V181H157ZM228 182V181H227ZM233 182V181H232ZM239 182V181H238ZM217 183V182H216ZM219 183V182H218ZM237 183V182H236ZM137 184V183H136ZM154 184V183H153ZM158 184V183H157ZM205 184V183H204ZM208 184V185H207ZM207 184H205L204 185V187H210V182H208ZM240 184V183H239ZM129 185H130V183H129ZM132 185V184H131ZM134 185V184H133ZM178 185V186H179ZM223 185V184H222ZM224 185H225V182H224ZM234 185V184H233ZM24 186V185H23ZM28 186V185H27ZM155 186H157V185H155ZM214 186V185H213ZM212 186V187H213ZM236 186V185H235ZM166 187V186H165ZM238 187V186H237ZM240 187V186H239ZM25 188V187H24ZM130 188V187H129ZM135 188V187H134ZM137 188V187H136ZM135 188V189H136ZM157 188H159V187H157ZM156 188V189H157ZM162 188V187H161ZM160 188V189H161ZM169 188V187H168ZM185 188H187L186 190H185ZM241 188V187H240ZM247 190H246V189ZM131 189H132V187H131ZM130 189V190H131ZM134 189V190H135ZM153 189V188H152ZM155 189V190H156ZM163 189V188H162ZM170 189L168 190V191H170ZM208 189V188H207ZM212 189V188H211ZM220 189V188H219ZM218 189V190H219ZM223 189V188H222ZM246 190V192H243L242 193V191L243 190ZM255 189V190H254ZM4 190L5 191H1L0 192V231H1V229L2 228H4V227H6V233L3 235V236H1V232H0V244H3L4 242H6V251L8 252V249H11V246L13 245V244H15L14 242H16L15 240H21V238L23 237H21V233H22V229L18 226V224H16L15 225V223H17V221L15 222V217H18L17 215L14 217V218H11L12 216V213L14 214V207L12 208V207H10V205H11V202H12V199H14V191H13V189L11 188V185H9V184H6L5 185V188H4ZM137 190V189H136ZM133 191V192H131V193H129V197H131V198H128L127 199V201L123 204V209H121L122 211L123 210H127L128 209V211L130 210V208H131V206H133V205H130V203H131V200L133 199V196L134 197H137L138 196V191ZM150 190V189H149ZM155 190L153 191V192H155ZM163 190H165V189H163ZM223 190H225V189H223ZM157 191V190H156ZM159 191V190H158ZM157 191V192H158ZM216 191V190H215ZM226 191H228L227 189H226ZM256 192L255 194H254V192ZM212 192V191H211ZM221 192H222V190H221ZM231 192V191H230ZM253 192V193H252ZM134 193H135V195H134ZM151 193V192H150ZM149 193V194H150ZM164 193V192H163ZM162 193V194H163ZM172 193V192H171ZM214 193H216V192H214ZM242 193V194H241ZM28 194H29V196H28ZM115 194V193H114ZM121 193H119V195H120ZM160 194V193H159ZM154 195V197H153V199H152V204H151V206H150V213H149V215H148V217L150 218V220H151V218L153 217L152 216V213L154 214V212H156L157 211V208L160 206V200H161V198L162 197H160V195ZM169 194V193H168ZM207 194V193H206ZM218 194H220V192L218 193V191H217V196H218ZM151 195V194H150ZM214 195V194H213ZM216 195V194H215ZM121 197H116L115 195H113V197L111 198L112 199V203H113V205H115L116 207H117V205H118V203L120 204H122V202H123V196H122V194L120 195ZM163 196V195H162ZM216 196V198H218ZM229 196H231V194L229 195ZM174 197V198H173ZM151 198V197H150ZM215 198V199H216ZM168 199V198H167ZM166 199V200H167ZM234 199V198H233ZM253 199V201H254V203H252L253 204V206H251V205H249V203L250 202H252V201H250V200H252ZM110 200V199H109ZM162 200H164V199H162ZM195 200V199H194ZM229 200V199H228ZM235 200V199H234ZM170 201V200H169ZM245 201H247V202H245ZM250 201V202H249ZM162 202V201H161ZM165 202V201H164ZM237 202L235 201V206H236V204H237ZM109 203H110V201H109ZM194 203V202H193ZM192 203V204H193ZM200 203V202H199ZM211 203H213V202H211ZM247 204L245 207H244V210L242 211V204ZM169 204V203H168ZM191 204V205H192ZM195 204H196V202H195ZM201 204V203H200ZM203 204V203H202ZM59 205V204H58ZM112 205V204H111ZM134 205H136L135 203H134ZM190 205V204H189ZM191 205H190V207H191ZM205 205V204H204ZM217 205V204H216ZM220 205V204H219ZM184 206V205H183ZM199 206V205H198ZM113 208H114V206H112ZM122 207V206H121ZM189 207V206H188ZM200 207V206H199ZM198 207V208H199ZM208 207V206H207ZM92 208V207H91ZM178 208V207H177ZM193 209L195 208L194 207V205H193V207H192ZM222 208V207H221ZM228 208H230V207H228ZM158 209H160V208H158ZM190 209V208H189ZM193 209H192V211H193ZM210 209V208H209ZM263 210L262 211V214H259L258 212L260 211V210ZM165 210V209H164ZM173 210V211H174ZM177 210V209H176ZM175 210V211H176ZM206 210V209H205ZM228 210V209H227ZM13 211V212H12ZM58 211V212H57ZM114 211V210H113ZM118 212V215L116 214V216H117V218L118 219H120L121 220V222L123 221V223L127 220L126 218H128V217H124V214H123V212L122 211H119V210H117ZM138 211V210H137ZM159 211V210H158ZM173 211H171L172 213L171 214H173ZM174 211V212H175ZM185 211V210H184ZM191 211V212H192ZM230 211V210H229ZM236 211V210H235ZM16 212V211H15ZM116 212V211H115ZM164 212V211H163ZM169 212V211H168ZM177 212V211H176ZM129 213H131V210H130V212H128V214ZM162 213V212H161ZM192 213H197V212H192ZM199 213H200V211H199ZM205 213V212H204ZM220 213V212H219ZM230 213V212H229ZM237 213V212H236ZM236 213H235V215H236ZM127 214V215H128ZM209 214V213H208ZM246 214V216H244V215ZM9 215H10V219H9ZM132 215V214H131ZM136 215V214H135ZM160 215V214H159ZM174 215V214H173ZM228 215V214H227ZM232 215H234V214H232ZM234 215V216H235ZM161 216V215H160ZM171 216V215H170ZM196 216H198V215H196ZM239 216H237V217H239ZM131 217V216H130ZM129 217V218H130ZM136 217V216H135ZM155 217V216H154ZM153 217V218H154ZM187 217V216H186ZM193 217V216H192ZM191 216H190V218H192ZM215 217V216H214ZM19 218H21V217H19ZM160 218V217H159ZM188 218H189V216H188ZM196 218V217H195ZM218 218V217H217ZM235 218V217H234ZM17 219V218H16ZM170 219V218H169ZM172 219V218H171ZM207 219H208V217H207ZM220 219H221V217H220ZM236 219V218H235ZM248 219V220H247ZM17 220H19V219H17ZM129 220V219H128ZM154 220V219H153ZM158 220H160V219H158ZM157 220V221H158ZM192 220V219H191ZM194 220V219H193ZM229 220V219H228ZM232 220V219H231ZM131 221H132V218H131ZM148 221H149V219H148ZM147 221V222H148ZM171 220H169V222H170ZM173 221V220H172ZM190 221V220H189ZM204 221V220H203ZM212 221V220H211ZM210 221V222H211ZM215 221H217V220H215ZM214 221V222H215ZM234 221V220H233ZM14 222V223H13ZM60 222V223H59ZM63 222V221H62ZM133 222V221H132ZM153 222V221H152ZM161 222V221H160ZM205 222V221H204ZM232 222V221H231ZM230 222V223H231ZM127 223H129V222H127ZM143 223V222H142ZM167 223V222H166ZM166 223H164V221H163V223H161V224H166ZM177 223V222H176ZM212 223V222H211ZM21 224V223H20ZM148 224H149V222H148ZM148 224H147V226H148ZM120 225V224H119ZM163 225H160L161 227L163 226ZM167 225V224H166ZM175 225V224H174ZM211 225V224H210ZM231 225V224H230ZM128 226V225H127ZM144 227L142 228L141 227V230L139 231V229H138V231L136 232V233H132V235H135V242H134V245L133 246H131V247H133V248H131L130 250V252H133V249H137L138 250V253L137 254H139V256L140 255H143L144 254V251H147L148 252V250L151 248V246L152 245H154L153 244V242L154 241H151V240H149L151 237H153L155 234H149V232H153V230H151L150 229V231H149V229H148V231L149 232H147L146 231V228H145V226H146V224L145 225H143ZM199 226V225H198ZM197 226V227H198ZM202 226H204V224L202 225ZM213 226V225H212ZM219 226V225H218ZM222 226H223V224H222ZM237 226V225H236ZM109 227V226H108ZM132 227V226H131ZM150 227H151V225H150ZM149 227V228H150ZM156 227V226H155ZM168 227V226H167ZM180 227H182V226H180ZM179 227V228H180ZM64 228H66V227H64ZM129 228V227H128ZM163 228V227H162ZM165 228V227H164ZM169 228V227H168ZM178 228V229H179ZM193 228V227H192ZM201 228V227H200ZM219 228V227H218ZM235 228V227H234ZM238 228V227H237ZM194 229V228H193ZM204 229V228H203ZM27 230V231H26ZM125 230H127L125 227H122L121 229H120V237H121V233L123 234V232L125 231ZM155 230V229H154ZM165 230V229H164ZM188 230V229H187ZM240 230V229H239ZM67 231H69V230H67ZM133 230L131 229V232H132ZM176 231V230H175ZM182 231V229L181 230H179V232H181ZM198 231V230H197ZM196 231V232H197ZM206 231V230H205ZM215 231V230H214ZM8 232L10 233V236H11V238L13 237L14 239H13V241L12 240H10V242H7V235H8ZM65 232V231H64ZM157 232H160L159 231V229H157ZM187 232V231H186ZM200 232V231H199ZM234 232H235V230H234ZM17 233H20V234H17ZM129 233H130V229H129ZM188 233V232H187ZM186 233V234H187ZM205 233V232H204ZM225 233V232H224ZM118 234H119V232H118ZM169 234V233H168ZM167 234V235H168ZM227 234V233H226ZM23 235H25V234H23ZM178 235V233L176 234V236ZM25 236V237H26ZM32 236V237H31ZM171 236H172V234H171ZM174 236V235H173ZM197 236V235H196ZM227 236H228V234H227ZM234 236V235H233ZM237 236V235H236ZM119 237V238H120ZM177 237H180V236H177ZM182 237H184V236H182ZM258 237V238H257ZM175 238V237H174ZM230 238V237H229ZM232 238V237H231ZM242 238V237H241ZM156 239V238H155ZM188 239H189V237H188ZM191 239V238H190ZM67 240H68V238H67ZM176 240V239H175ZM181 240V239H180ZM183 240V239H182ZM220 240V239H219ZM225 240V239H224ZM227 240V239H226ZM229 240H232V239H229ZM228 240V241H229ZM238 240H239V238H238ZM242 240V239H241ZM23 241H25L24 239L22 240V242ZM63 241H64V245H62V243H63ZM171 241H173V240H171ZM221 241V240H220ZM235 241V240H234ZM68 242V241H67ZM159 242V241H158ZM168 242H170V241H168ZM222 242V241H221ZM17 243V242H16ZM156 243V242H155ZM187 243V242H186ZM225 242H223V245L221 244V245H217V244H215V245H213L212 246V248L211 249H213V250H218V249H220V248H222L223 246L225 247V244H224ZM68 244V243H67ZM190 244H192L191 242H190ZM226 244H227V242H226ZM5 245H3V248L5 247ZM15 245H17V244H15ZM69 245V244H68ZM117 245H118V240H117V242H115V244L113 245V249H110V252H109V254H108V257L106 258V260H105V262H104V264H113V263H117V260H119V262L117 263V264H121L122 263V261H123V259H125V258H123V256L122 257H120V258H122V260L121 259H119V255L121 256V254H119L118 255V248H117ZM210 245V244H209ZM231 245V244H230ZM253 245H252V247H253ZM14 246V245H13ZM20 246V245H19ZM41 246V254H39V253H37V251L36 250H38V248ZM220 246V247H219ZM18 247V245L15 247V248H17ZM24 247V246H23ZM70 247V246H69ZM93 247V246H92ZM154 247H156V246H153V248ZM171 247V246H170ZM247 247H249V246H247ZM251 247V246H250ZM0 248H2L1 246H0ZM14 248V247H13ZM194 248V247H193ZM226 248H228V249H226L227 250V252H229V250H232V247H230L229 245L226 247ZM239 248V249H240ZM243 248V250H245ZM27 249V248H26ZM155 249V248H154ZM177 249V248H176ZM210 249V250H211ZM2 250V249H1ZM12 250V249H11ZM19 250V249H18ZM151 250H153V249H151ZM150 250V251H151ZM166 250V249H165ZM181 250V249H180ZM234 250H235V248H234ZM2 251H4V249L2 250ZM20 251V250H19ZM22 251V250H21ZM39 251V250H38ZM69 251V252H68ZM91 251V250H90ZM22 252H24V250L22 251ZM130 252H127V254H126V256H128L129 255V253ZM234 252V251H233ZM253 252V251H252ZM1 253H3V252H1L0 251V254ZM12 254H15V252L13 253V252H11ZM160 253V252H159ZM164 253V252H163ZM218 253V252H217ZM246 253V252H245ZM3 254H5V253H3ZM3 254H1V255H3ZM8 254H10V253H8ZM19 254V253H18ZM167 253H165L164 255H166ZM225 254V253H224ZM234 254V253H233ZM232 254V255H233ZM247 254H249V252L247 253ZM251 254V253H250ZM6 255V254H5ZM4 255V256H5ZM21 255V254H20ZM24 255V254H23ZM23 255H22V257H23ZM98 255H100V254H98ZM163 255V254H162ZM213 255V254H212ZM14 256H16V258H18V256L19 255H14ZM136 256V255H135ZM166 256H168V255H166ZM248 256V255H247ZM250 256V255H249ZM26 257V256H25ZM94 257V256H93ZM138 257V256H137ZM226 257H228V256H226ZM252 257V256H251ZM6 258V259H5ZM11 258V257H10ZM9 256L7 257H2V256H0V264H5L4 263V261L5 260H8L9 261ZM101 258V257H100ZM100 258H98V259H100ZM104 258V259H105ZM139 258H143L142 256L141 257H139ZM156 258V257H155ZM212 258V257H211ZM224 258V257H223ZM230 258H231V256L229 257V260H230ZM12 259V258H11ZM96 259V258H95ZM170 259V258H169ZM219 259V258H218ZM233 259H235V258H233ZM236 259H237V257H236ZM246 259V258H245ZM23 260V259H22ZM87 260H88V258H87ZM86 260V261H87ZM94 260V259H93ZM101 260V259H100ZM152 260V259H151ZM164 260V259H163ZM209 260V259H208ZM207 260V261H208ZM224 260H227L228 261V259H224ZM232 260V259H231ZM89 261V260H88ZM96 261V260H95ZM121 261V262H120ZM139 261H141V260H139ZM171 261V260H170ZM201 261V260H200ZM246 261V260H245ZM12 262H14V261H12ZM16 262V261H15ZM21 262V261H20ZM94 262V261H93ZM160 262V261H159ZM205 263H206V260L204 261ZM210 262V261H209ZM216 262L217 263H220V262H218V260H216ZM224 263L226 262V261H223ZM222 262V263H223ZM7 263H9V262H7ZM11 263V262H10ZM145 263V262H144ZM143 263V264H144ZM153 263V262H152ZM172 263V262H171ZM204 263V264H205ZM208 263V262H207ZM216 263V264H217ZM245 263V262H244ZM243 263V264H244ZM12 264V263H11ZM85 264V263H84ZM88 264V263H87ZM97 264V263H96ZM160 264V263H159ZM164 264V263H163ZM201 264H203V261H201ZM226 264V263H225ZM227 264H229V262L227 263Z\"/></svg>","mask_w":264,"mask_h":264}]
</instances>
